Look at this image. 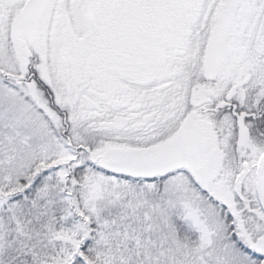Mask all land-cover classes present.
Listing matches in <instances>:
<instances>
[{"label": "snow or ice", "instance_id": "snow-or-ice-1", "mask_svg": "<svg viewBox=\"0 0 264 264\" xmlns=\"http://www.w3.org/2000/svg\"><path fill=\"white\" fill-rule=\"evenodd\" d=\"M0 264H264V0H0Z\"/></svg>", "mask_w": 264, "mask_h": 264}]
</instances>
